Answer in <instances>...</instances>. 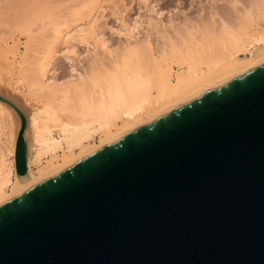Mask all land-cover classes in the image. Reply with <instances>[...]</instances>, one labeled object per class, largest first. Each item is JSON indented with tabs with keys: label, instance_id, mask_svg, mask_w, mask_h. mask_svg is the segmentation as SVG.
Returning <instances> with one entry per match:
<instances>
[{
	"label": "water",
	"instance_id": "95a60500",
	"mask_svg": "<svg viewBox=\"0 0 264 264\" xmlns=\"http://www.w3.org/2000/svg\"><path fill=\"white\" fill-rule=\"evenodd\" d=\"M0 264H264V65L2 204Z\"/></svg>",
	"mask_w": 264,
	"mask_h": 264
},
{
	"label": "bare ground",
	"instance_id": "6f19581e",
	"mask_svg": "<svg viewBox=\"0 0 264 264\" xmlns=\"http://www.w3.org/2000/svg\"><path fill=\"white\" fill-rule=\"evenodd\" d=\"M7 1L0 0L6 4ZM9 1L15 3V11L10 17L7 16V20L2 18L3 22L0 21V24L6 21L11 25L13 24L15 29L30 36L33 35L34 26L37 24L38 10L45 4L57 2L56 0ZM251 1L252 4L257 2V7L255 10L253 7H248L249 10L238 28L230 27L224 19L219 24L218 31L213 30L214 32L210 36H204V40L192 38L185 44V48H179L174 44L168 51L166 49L168 44L166 25L158 22L159 20L154 22V19H148V31H146L148 27L145 26L147 36L154 32L163 40L167 38L165 44L160 47L161 57L153 58L154 67L152 71H146L138 61L136 64L131 62L132 56L136 55L141 47L140 40L138 41L136 37L138 34L135 35L136 30H142L139 28L141 27L139 21H134L135 23H131V25H129L130 23L125 24L124 34L127 37L124 38L128 39L122 48L124 55L122 62L115 60L113 56V61L110 59V62H106L99 54L98 48L106 50L108 46L104 40L105 37H102L103 34L93 30L95 22L91 21L92 26L78 30L76 34L70 31L69 26L66 30H63L62 26L56 27L57 36L54 41L56 47L63 42L77 40L86 46L94 45L92 64L87 72L91 76L89 79H92L97 86L95 88L99 89L93 91L96 92L93 96L88 97L87 94L86 97L80 98L78 101L74 99L77 101L75 103L74 101L70 102L71 100L68 101L69 98L64 93L72 89L75 81L57 83L55 78L54 80L50 78L54 68V57L51 55L44 58L39 67L42 78L39 87L41 91L47 92L49 97L47 101L36 102L29 109L15 96H9L11 102L15 101V103L13 102L14 107L16 106L15 113L10 105H7L8 103L0 100V114H8L14 121V131H10L11 136H14L12 143L3 142L1 138L3 131L0 132V206L36 188L125 136L174 112L185 104L263 66L264 27H262L261 21H264V0ZM92 2L94 3V0ZM238 2L240 0H235L234 5ZM156 6L158 7V5ZM153 8L155 7L153 6ZM159 12L157 11V14H160ZM218 12L214 11L212 14L216 15ZM153 14L155 13L153 12ZM206 19L208 18L206 17ZM124 22L126 23V21ZM7 23L3 25L8 26ZM153 41L155 42V40ZM171 43L173 41L170 39ZM69 51L74 52L73 49ZM174 66L179 68L176 74H174ZM96 72L97 74H95ZM74 77L72 78L74 79ZM58 95H64L63 100L58 101L56 99ZM12 99L14 100L12 101ZM20 113L27 121L24 138L28 146V173L22 176L17 173L16 167L17 138H19L18 135L22 128ZM96 136L99 138L98 141Z\"/></svg>",
	"mask_w": 264,
	"mask_h": 264
},
{
	"label": "rangeland",
	"instance_id": "374dc122",
	"mask_svg": "<svg viewBox=\"0 0 264 264\" xmlns=\"http://www.w3.org/2000/svg\"><path fill=\"white\" fill-rule=\"evenodd\" d=\"M8 1L7 4L5 3L6 1L0 2L1 22H3L2 18H4L3 20H5L7 16L10 17V15L15 11V3H10V1ZM14 1L16 2V0ZM56 1L57 2H55V4H45L38 10L39 17L37 20V24H35L34 26L35 30L32 36L24 33L23 31L15 29L13 24L11 25V23L9 24L6 21L4 23H7L8 26L3 25L4 23L0 24V51L2 50L0 52V94L4 95L6 98H8L9 96H15L23 105H25V107L29 109H31L32 105L36 102L44 100L47 101L49 99V97L47 96V92L41 91L39 87V82L42 79L39 73V67L42 60L44 58L50 57L51 55L54 57V68L52 71L54 73V76H52L53 73H51L50 78H52L53 80L55 78V81H57V83H63L70 80L75 81L74 86H72L73 84L71 85L72 89L68 90V94L64 93V95H67V98H69L68 101L71 100L70 102L74 101L75 103L80 98L86 97L87 94L88 97L95 95L96 92L94 93L93 91L99 89H96L97 86L95 85L94 81H92V79H89L91 78V76L87 72L89 71L90 65L92 64L91 60L93 58L94 45H90L92 48L91 49L89 48L90 46H86L80 40H77L71 42H63V44L59 45L60 47H56L54 44L55 38L57 36L55 29L58 26H62L63 30H66L69 26L70 31L76 34L78 30L92 26L91 21H93V23L95 22L93 24V30H95L96 33H100L101 35L103 34L102 37H105L104 40H106L108 46L106 50L98 48L97 51L99 52V54L104 58V61L106 62L110 59H112L110 61H113L114 58L115 60H119L120 62H122L124 56L122 48L125 45L124 43H126L128 39L124 38L127 37L124 34L125 24L130 23L129 25H131V23L134 24L135 22L139 21L141 26L139 28H142V30H136L135 35L138 34L140 36V38L138 39L139 36L136 35L137 40H140L139 42L141 47L137 54L132 56L131 62H133V64H136V62L138 61L146 71H152L154 67V59L161 57L160 47L165 44L164 42L167 40V38V51L172 46H174V44L179 48H185V44L188 43L192 38H195L196 40H204V36H210L212 32L216 30L218 31V28L220 27L219 24H221V21L224 19L225 23L230 27L238 28L241 22H243L244 15H246L249 10L248 7H253L254 10L257 7V2L252 4L251 0H240V2L235 5V0H94V3L92 2V0ZM171 2L173 3L169 5V3ZM152 5L155 8H153ZM156 5H158L159 8ZM7 6H10V9ZM157 11H160V14H157ZM214 11H217L218 13L216 15H213L212 12ZM153 12L155 14H153ZM153 15H157L159 17H154ZM206 17L208 19H206ZM148 19H154V22H156V20H159L158 22H162L166 25V39L163 40V38L159 37V35L157 34H154V32H152L151 35L147 36L148 34L146 31H148L149 29ZM124 21H126V23ZM261 25L262 27H264V21H261ZM145 26L148 28H146ZM142 34L144 35V37ZM170 39L173 41V43L171 44ZM153 40H155V42ZM91 42L93 43V41ZM71 49H73L74 52H70L69 50ZM89 51L90 53H88ZM106 51L108 55L106 54ZM178 70V66H174V74H176ZM95 74H97V72ZM74 75L77 78H75ZM71 76L74 77V79ZM83 92L86 94H84ZM59 95L58 97L60 99L58 97L56 99L58 101L63 100L64 95ZM11 97H9V100ZM74 99L77 101H75ZM13 100L14 99H12V101ZM13 102L15 103V101ZM5 103L7 104V102ZM14 103L12 106L9 103L7 105H10V108L15 112L14 109L16 106L14 107ZM12 121V118L8 114H0V124L3 127L5 126L3 128L0 125V132L2 133L3 131V135L1 136L3 142H13L14 136L12 137V133H10V131H14V121ZM3 123L5 124L3 125ZM7 134L9 136H6ZM97 138L98 136H96V140L98 141L99 138Z\"/></svg>",
	"mask_w": 264,
	"mask_h": 264
}]
</instances>
